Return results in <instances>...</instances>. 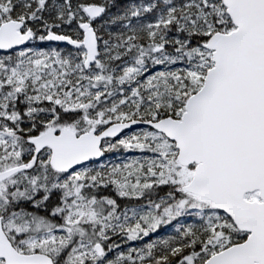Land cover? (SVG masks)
I'll return each mask as SVG.
<instances>
[{"label": "snow or ice", "instance_id": "obj_1", "mask_svg": "<svg viewBox=\"0 0 264 264\" xmlns=\"http://www.w3.org/2000/svg\"><path fill=\"white\" fill-rule=\"evenodd\" d=\"M0 264H264V0H0Z\"/></svg>", "mask_w": 264, "mask_h": 264}]
</instances>
